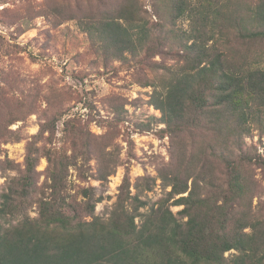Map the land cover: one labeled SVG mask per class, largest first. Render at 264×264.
Instances as JSON below:
<instances>
[{
	"label": "trees",
	"instance_id": "16d2710c",
	"mask_svg": "<svg viewBox=\"0 0 264 264\" xmlns=\"http://www.w3.org/2000/svg\"><path fill=\"white\" fill-rule=\"evenodd\" d=\"M150 1L154 23L138 0L77 23L111 58L177 56L148 81L150 104L170 140L160 175L169 190L148 213L130 212L121 220L115 214L106 224L97 218L88 225L76 222L41 197L38 217L30 219L25 200L36 158L29 145L19 191L0 193V264H264V213L254 210L259 185L248 169L254 163L264 170V159L243 149L249 126L264 115V69L251 67L237 48L240 41L264 42V0L245 4L244 16L240 0ZM75 121H65L69 133L86 135ZM182 135L193 141L182 145ZM218 137L225 147L205 141ZM58 161L47 155L46 178L54 182ZM169 199L182 206L176 214L166 205ZM262 201L257 204L264 208ZM19 212L18 220H7ZM229 250L235 253L227 258Z\"/></svg>",
	"mask_w": 264,
	"mask_h": 264
},
{
	"label": "rangeland",
	"instance_id": "374dc122",
	"mask_svg": "<svg viewBox=\"0 0 264 264\" xmlns=\"http://www.w3.org/2000/svg\"><path fill=\"white\" fill-rule=\"evenodd\" d=\"M123 1L0 0V193L12 187L19 191L28 147H34V182L25 200L30 219L38 217L41 197L76 222L88 225L97 218L106 224L115 214L121 220L130 212L148 213L170 188L160 178L169 162L170 140L161 133L160 112L150 104L153 87L148 81L177 56L126 53L125 58H111L102 53V42H91L77 23V18H96ZM253 1L240 0V14ZM138 2L149 13L147 19L157 21L151 1ZM237 48L251 67L264 69V42L240 41ZM71 117L86 127L89 140L84 130L69 133L64 125ZM261 117L249 126L243 149L264 159ZM181 137L186 139L180 140L182 145L193 141ZM205 141L225 147L219 137ZM47 155L61 163L55 182L46 178ZM249 168L259 185L254 210L264 213L257 204L264 198V170L254 163ZM133 195L139 200L130 199ZM166 205L173 214L182 208L172 199ZM20 216L6 218L14 222ZM141 220L137 215L134 222L139 226Z\"/></svg>",
	"mask_w": 264,
	"mask_h": 264
}]
</instances>
